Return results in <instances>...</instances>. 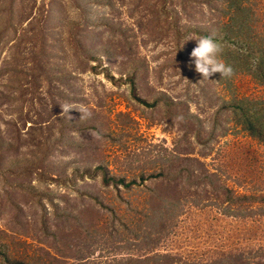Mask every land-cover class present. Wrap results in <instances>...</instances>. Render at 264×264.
Masks as SVG:
<instances>
[{"label": "rangeland", "instance_id": "rangeland-1", "mask_svg": "<svg viewBox=\"0 0 264 264\" xmlns=\"http://www.w3.org/2000/svg\"><path fill=\"white\" fill-rule=\"evenodd\" d=\"M225 1L0 0V264H264V84L190 58Z\"/></svg>", "mask_w": 264, "mask_h": 264}, {"label": "trees", "instance_id": "trees-1", "mask_svg": "<svg viewBox=\"0 0 264 264\" xmlns=\"http://www.w3.org/2000/svg\"><path fill=\"white\" fill-rule=\"evenodd\" d=\"M248 0H226L224 3L225 23L219 35L212 36L219 44L227 43L223 61L236 73H246L259 84H264V37L253 29V13ZM11 14V13H10ZM219 36V37H216ZM230 46H233L230 48ZM228 79V78H223ZM264 100H232L233 119L243 130L260 144H264ZM9 262L11 259L4 254ZM127 263L139 260H124ZM143 261V260H142ZM147 261V260H145ZM13 262V261H12ZM120 263V261H115ZM123 263V262H122ZM18 264V263H17Z\"/></svg>", "mask_w": 264, "mask_h": 264}, {"label": "clouds", "instance_id": "clouds-1", "mask_svg": "<svg viewBox=\"0 0 264 264\" xmlns=\"http://www.w3.org/2000/svg\"><path fill=\"white\" fill-rule=\"evenodd\" d=\"M190 40L196 42V46L190 53V58L194 70L202 78L209 79L214 74H219V77L223 78H230L233 75L232 67L221 58L222 49L212 36H198ZM65 110L68 111L67 108Z\"/></svg>", "mask_w": 264, "mask_h": 264}]
</instances>
